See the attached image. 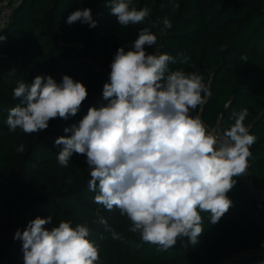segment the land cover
<instances>
[{
    "label": "trees",
    "instance_id": "1",
    "mask_svg": "<svg viewBox=\"0 0 264 264\" xmlns=\"http://www.w3.org/2000/svg\"><path fill=\"white\" fill-rule=\"evenodd\" d=\"M109 3L23 0L0 32L6 37L0 42V264H24L16 231L22 233L31 220L49 216L52 221L44 226L48 230L60 221L86 225L88 238L99 248L100 264H261L264 212L241 177L234 178L237 183L227 194L232 207L217 224H210L209 214H201L204 231L196 245L184 248V241L178 240L161 251L130 232L131 222L119 210L108 211L94 202L86 156L73 154L68 166H61L55 140L70 136L64 128L78 124L90 107L107 103L102 93L109 81L88 58L111 71L117 49L130 50L141 28L148 27L157 44L145 46L147 53L157 50L177 57L170 69L199 71L209 87L210 97L192 114L225 130L234 123V112L248 109L244 124L256 137L249 170L254 186L264 189V0H132V7H147L150 15L128 27L110 13ZM84 8L92 10L95 28L65 22L71 12ZM165 17L170 29L163 27ZM181 53L189 57L187 64L179 62ZM38 75L58 83L68 75L86 86L88 96L75 116L51 119L40 133L10 132L9 109L21 102L13 99V89L20 81L31 85ZM21 144L24 151L17 152ZM101 217L120 240H113L98 223ZM252 249L258 252L250 253Z\"/></svg>",
    "mask_w": 264,
    "mask_h": 264
},
{
    "label": "clouds",
    "instance_id": "2",
    "mask_svg": "<svg viewBox=\"0 0 264 264\" xmlns=\"http://www.w3.org/2000/svg\"><path fill=\"white\" fill-rule=\"evenodd\" d=\"M131 5L132 0L108 4L122 27L142 24L150 15L149 8ZM65 22L97 26L90 8L71 12ZM162 23L165 29L172 27L167 17ZM156 44L157 36L144 27L130 50L118 48L103 86L107 103L90 107L78 124L65 127L71 135L58 137L55 145L63 167L73 154L86 156L88 190L96 193L95 203L119 210L131 222L130 232L166 251L178 240L184 248L199 242L202 213L215 225L229 211L233 202L227 194L237 183L234 178L246 175L256 137L244 124L246 108L232 114L234 123L222 134L209 131L192 114L211 95L202 74L170 69L177 57L146 52L145 46ZM178 57L182 64L189 62L186 54ZM87 96L86 86L68 75L60 83L39 75L31 85L20 81L13 99L21 102L9 109L6 124L10 132L40 133L51 119L75 116ZM23 151L21 144L17 152ZM51 221V216L37 217L22 233L16 231L24 264H100L99 248L88 238L86 225L60 221L48 230L44 226ZM98 223L113 240L122 238L103 217Z\"/></svg>",
    "mask_w": 264,
    "mask_h": 264
},
{
    "label": "built area",
    "instance_id": "3",
    "mask_svg": "<svg viewBox=\"0 0 264 264\" xmlns=\"http://www.w3.org/2000/svg\"><path fill=\"white\" fill-rule=\"evenodd\" d=\"M23 0H2L0 2V32L7 26L9 21L11 20V15L14 11V9L22 2ZM154 53H157V50H155ZM91 65L99 72L103 73L107 81H109V73L110 71L100 64L98 61H96L93 58H88ZM194 115V114H193ZM204 124L207 126L209 131L215 132L217 135L222 134L224 131L221 127V125L217 122L216 124H210L208 123L200 114H198ZM195 116V115H194ZM250 166V163H249ZM244 184L247 186L249 192L252 194V196L257 200V205L260 209L264 212V189L258 186H254L249 167L247 169L246 175L241 176ZM258 252L257 249L250 250V253H256Z\"/></svg>",
    "mask_w": 264,
    "mask_h": 264
}]
</instances>
